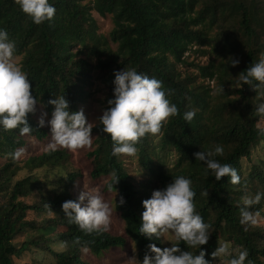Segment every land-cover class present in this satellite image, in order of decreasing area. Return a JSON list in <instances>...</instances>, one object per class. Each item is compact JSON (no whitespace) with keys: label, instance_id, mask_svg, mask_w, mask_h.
I'll use <instances>...</instances> for the list:
<instances>
[{"label":"trees","instance_id":"trees-1","mask_svg":"<svg viewBox=\"0 0 264 264\" xmlns=\"http://www.w3.org/2000/svg\"><path fill=\"white\" fill-rule=\"evenodd\" d=\"M49 2L56 9L53 19L37 25L13 0H0V28L14 41L15 55L22 57L21 69L29 79L30 93L49 116L53 106L48 100L54 96L64 95L71 112L81 111L91 98L93 65L84 57L83 49L74 52V48L81 45L91 48V52L100 50L101 37L93 11L102 17L112 16L114 28L110 35L117 44V50L110 51L98 67L110 73L132 67L155 77L177 108L175 116L162 122L159 133L146 134L135 145L140 170L147 175L140 184L127 171L123 155H112L110 137L97 125L91 131L95 135L90 153L94 162L91 176L109 177L107 184L112 182L110 173L118 178L112 189L117 192L115 210L125 223L126 236L137 247L140 261L149 244L161 249L176 244L181 250L198 252L197 248H187L171 233L172 240H164L147 238L138 231L142 201L150 198L153 190L164 188L172 178L182 175L191 181L195 212L209 225V240L200 246L205 260L218 264V258H212L210 253L220 241L228 242L231 248L246 249L245 264H264V225L257 224L245 231L239 223L241 197L257 191L264 193V134H258L255 126L259 119L255 105L264 97H256L257 93L243 83L237 87L236 81L239 73L264 54V0ZM192 51L208 55L207 64L188 62ZM229 58L239 63L233 67ZM184 66L196 69L197 73L183 72L180 68ZM205 81L213 82V89ZM112 90L111 83L104 100L106 108ZM187 111L195 113L190 122L183 119ZM35 116H27L30 134L0 131V264H20L15 258L20 259L33 249L54 258L51 263L40 264H89L82 258L83 246L97 256L125 247V236L107 231L85 234L64 217L61 205L76 201L72 190L80 173L62 176L54 189L44 187L32 175L18 179L22 167L11 154L25 146L26 136L40 141L48 138L49 132L39 126ZM215 145L222 147L223 154L213 158L236 170L238 184H229L227 177L216 181L210 172L206 174L202 162L195 161L194 152ZM67 156L65 150H50L32 157L29 167H48L58 172ZM168 156L174 158L171 167L165 163ZM121 197L123 204L119 203ZM253 210H259L264 217V196ZM29 213L36 218H30ZM26 233L31 237L17 245L15 240ZM57 244H63L65 250H54Z\"/></svg>","mask_w":264,"mask_h":264},{"label":"clouds","instance_id":"clouds-1","mask_svg":"<svg viewBox=\"0 0 264 264\" xmlns=\"http://www.w3.org/2000/svg\"><path fill=\"white\" fill-rule=\"evenodd\" d=\"M13 2L37 25L50 22L56 11L49 0ZM16 60L15 43L0 28V131L16 130L18 135L24 136L32 132L27 116L36 111L38 100L31 95L27 74ZM229 63L234 67L239 61L229 58ZM113 77V96L107 100L108 107L95 122H89L82 110L71 112L64 95L48 100L53 108L47 120L51 137L46 151H55L57 148L75 151L90 146L91 131L95 124L113 142V156H132L140 138L146 134L156 135L161 130L162 122L177 114L175 104L170 103L167 98L169 93H166L161 81L155 77H149L132 67L114 71ZM236 81L237 87L243 83L257 93L256 97H264V91H258L264 88V54L239 73ZM255 113L259 118L255 125L258 134H264V99H260L255 105ZM194 115V111H187L183 114V119L190 122ZM45 116L47 113H42L38 120L40 127L45 125ZM23 151V148L14 150L11 154L13 159ZM222 154V147L215 145L208 150L194 152L193 157L195 161L202 162L206 174L210 172L216 181L227 177L229 184L236 185L240 181L236 170L213 158ZM109 176L112 182L107 184L106 190L111 192L118 178L115 173H110ZM194 195L190 179L182 175L172 178V182L164 188L153 190L150 198L142 201L143 211L138 231L147 238H163L171 233L176 240L183 241L187 248H197L198 252L194 254L181 250L176 244L163 249L149 244L142 261L135 258L129 259L130 261L134 264H209L204 258L205 252L200 249L209 240V225L195 212ZM262 196L264 193L257 191L254 195L241 197L243 207L240 208L239 223L245 231L264 221L260 211L253 210ZM119 203H124L123 197ZM45 207L49 208L47 204ZM61 208L68 223L75 224L85 234L106 232L109 229L111 209L94 189L85 190L83 187L76 201H65ZM80 251L87 253L89 249L83 246ZM210 256L218 258L220 264H245L248 252L246 249L231 248L228 242L218 241V246Z\"/></svg>","mask_w":264,"mask_h":264},{"label":"rangeland","instance_id":"rangeland-1","mask_svg":"<svg viewBox=\"0 0 264 264\" xmlns=\"http://www.w3.org/2000/svg\"><path fill=\"white\" fill-rule=\"evenodd\" d=\"M93 1L94 0H83L84 3H93ZM92 14L98 25L97 33L101 37L100 50L91 52V48L84 49L81 45H78L74 48V52L83 49V53L85 54L84 57L90 59L93 65L91 72L92 85L89 88V91L91 92V98L86 104L81 107V110L83 111L86 119L89 122H95L102 114V111L106 109L104 100L109 94V87L112 83V80L114 79L113 73L102 71L98 67V65L100 63V60L105 61L108 58L107 55L110 51L115 52L117 50V44L112 41L110 35L111 31L114 28L112 16L107 15L106 17H102L95 11H93ZM16 58V62L21 67L22 57L16 56ZM209 58L210 57L208 55L202 56L200 53H195L192 51L189 53L188 62H196L204 65L207 64ZM180 69L185 73H197L196 69H193L189 66H184ZM198 81L202 82V79L199 78ZM204 83L206 85L209 84L211 89H213V82L210 83L208 81H205ZM34 113L36 115L35 117L38 120L41 118L42 113H47V116L44 117L45 125L43 127L49 132V134L48 138L43 141H40L31 136H26V144L23 147L24 151L19 157H17L18 164L22 167L18 179L32 175L40 179L44 187L54 189L62 176L65 177L68 173L71 172L80 173L81 177L77 180L72 190L73 196L77 200V197L83 190V187L85 190L94 189L96 193L102 196L103 200L109 205L111 209L110 224L107 232L114 236H125L127 238V244L125 245V247L112 248L99 256L94 255L89 250L87 253H81L82 258L89 264H134L133 261L129 260L131 258H135L136 260L140 261L138 257L137 247L134 242L126 236L125 223L122 220L120 213L115 210L114 201L117 196V192H109L106 190V184L109 180V177H101L99 179H94L91 176V173L94 169V162L92 157L90 156V153L93 151L95 135L91 134V145L86 148L78 149L75 151H71L65 148H57L56 150H65L68 154L65 163L63 164V166H61L58 172H55L54 170L49 169L48 167L32 170L29 167V161L32 159V157H38L43 153L50 151H46L45 148L46 145L49 143L51 137V132L49 126L47 125V120L50 118L48 112L44 109L42 105L37 103L36 111ZM122 160L125 164L127 171L137 184H140L144 180H146L147 175H145L140 170V166L138 164L137 157L135 156V154L132 156L123 155ZM165 163L168 167H171L174 164L173 156H168L165 160ZM243 163L245 167H247V163L245 161ZM84 203L86 204V201ZM29 217L32 219L36 218L33 213H29ZM258 224L264 225V221H261ZM30 237L31 234L26 233L22 236H19L15 240V243L19 245ZM163 239L172 240V236L170 235V233H168L163 237ZM53 249L56 251H63L65 250V246L63 244H57L53 246ZM15 261L20 264H40L51 263L54 261V258L47 252L33 249L31 252L25 253L20 259L15 258ZM218 264H220L219 259Z\"/></svg>","mask_w":264,"mask_h":264}]
</instances>
